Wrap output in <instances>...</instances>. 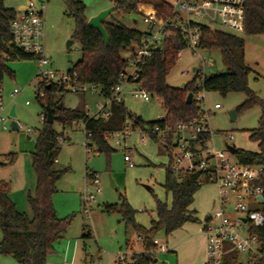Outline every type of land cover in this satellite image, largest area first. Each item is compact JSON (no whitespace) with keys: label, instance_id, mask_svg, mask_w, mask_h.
Here are the masks:
<instances>
[{"label":"rangeland","instance_id":"rangeland-1","mask_svg":"<svg viewBox=\"0 0 264 264\" xmlns=\"http://www.w3.org/2000/svg\"><path fill=\"white\" fill-rule=\"evenodd\" d=\"M26 0H4L5 7H19ZM38 6H43L44 48L46 56L51 63V69L63 74L72 68L80 59L81 52L78 43L73 40L75 22L68 15L64 0H32ZM81 2L85 7L88 20L100 12L114 7L117 0H73ZM148 1V2H147ZM173 1V0H167ZM162 0H146L136 8V13L126 14L116 11L106 18L105 22L112 19L121 21L124 25L144 31L146 26L142 22L139 10L155 9V3ZM92 16V17H90ZM201 24H206L200 21ZM218 31V27H212ZM235 35L244 41V60L250 70L248 78L249 89L264 104V35L248 36L241 31H223ZM68 41L73 44L67 49ZM70 56L69 61L67 56ZM122 59L130 56V49L120 53ZM200 58L210 60L211 66L204 69V75L209 77L224 70L223 56L217 51H199L193 54L184 50L175 67L166 77V85L179 88L181 83H188L194 78L192 68H200ZM5 66L12 72L6 75L1 83L2 99L9 109L15 105L16 122L21 128L12 132L10 127L6 131L0 130V180L9 184L11 199L19 213L32 218V211L28 198L34 196L36 176L32 169V153L35 150L37 132L41 131L44 123L40 116L44 113L42 104L37 100L38 65L36 60L6 61ZM135 84H127L123 89V104L133 115L143 121H154L165 115L162 100L150 96L148 102L131 98L129 92L136 89ZM17 89L19 94L12 101L10 93ZM241 93H230L223 97L215 92L204 93L203 108L210 109L209 126L216 135L213 138L214 150L226 152V146L237 150L256 152L257 145L249 140V134L258 126L262 115L260 105L240 114H235L231 120L230 112L245 101ZM54 106L59 103L66 110L84 112L85 106L92 114L96 112L98 103H105V98L99 94V88L85 93H71L55 91L50 94ZM26 102L29 105H26ZM219 104L220 109L214 111L213 105ZM52 128L60 134L65 142L59 146V151L52 165L54 172L62 173L56 184V193L52 196L53 208L59 219L70 221L62 239L53 245V253L48 257L51 261L60 262L67 256L69 244L77 246L78 264H118V258L124 257L121 264H131L133 254L142 253V240L139 242L132 227L124 221L123 199L135 211V224L148 230L150 221L155 219V202L159 200L170 207L171 197L166 195L161 185L164 179V168L169 163L168 155L162 148L148 137L144 142L138 130L132 131L126 140L131 143L130 160L132 165L125 163V144L116 145L112 138L107 140L113 150L109 155L97 153L95 147L86 153L83 144L88 142L85 138L81 124L71 123L62 126L57 120L52 123ZM32 129L35 134L27 140L26 129ZM233 135V140L228 141L226 135ZM14 154L11 163L4 157ZM230 160L236 157L228 155ZM151 163L153 166H148ZM96 173L99 177L100 193L95 195V201L90 204L88 211L84 208V197L93 193L88 176ZM145 187H149L146 190ZM217 189L214 184L202 186L194 196L191 210L196 212L199 221L216 208ZM106 207H114L109 213ZM191 224V223H190ZM196 226L197 224H192ZM90 234V238L87 235ZM0 230V240H1ZM155 240L160 244L168 242V250L155 254V263L152 264H196L193 251L180 244V239L170 241L163 231H159ZM130 243V249L125 243ZM178 249H173V248ZM71 250V249H70ZM241 261L248 257L240 255ZM55 263V264H56ZM199 263V264H205ZM0 264H18L9 255L0 254ZM51 264V263H50Z\"/></svg>","mask_w":264,"mask_h":264},{"label":"trees","instance_id":"trees-1","mask_svg":"<svg viewBox=\"0 0 264 264\" xmlns=\"http://www.w3.org/2000/svg\"><path fill=\"white\" fill-rule=\"evenodd\" d=\"M68 9V15L75 22V34L73 40L79 45L81 59L70 68L67 73L75 72L82 82L94 84L99 88L102 97L109 95L112 87L120 81V75L126 69V60L120 53L130 49L138 43L144 35L139 31L124 25L117 19L105 22L103 27L109 39L105 44L100 34L86 26L88 21L85 15L86 7L73 0H64ZM148 2V1H147ZM146 0H117L114 4L116 11L126 14L136 13V8ZM157 18H173V11L166 3H155ZM17 12L4 6V0H0V84L6 75L11 76V71L5 66L6 61L34 60V57L25 54L20 49L9 45V25L16 18ZM244 27L242 33L248 36L264 35V0H246L244 8ZM200 49L202 51H217L223 56L226 71L225 74L217 72L209 77L205 76L203 89L205 92H215L225 97L230 93L244 94L246 99L240 104L235 114H240L260 105L262 115L256 129L249 134V140L257 145L256 152L237 150L235 157L240 164H248L264 167V104L249 89L248 78L250 70L244 60V41L232 34H227L207 26H200ZM184 44L177 33H170L163 41L160 49H157L149 59L145 61L141 69L138 82H140L150 96L159 97L165 109L164 121L154 120L145 122L140 117L131 114L123 103L112 102L109 107V117L89 118L85 112L56 110L50 100V94L58 91L54 86L45 85L38 88L37 100L42 107L49 106L55 109L53 114L56 120L65 126L71 123H81L85 132L90 134L85 137L97 153L109 155L113 150L109 147L104 135L112 134L123 128L130 122L133 130L147 133L149 139L157 143L156 136H152V128L165 125L174 126L179 121H189L197 116L198 110L193 101L186 104V98L193 94L196 81L201 77L199 73L183 87L171 88L166 85V77L177 63V53L183 49ZM44 98H39L40 92ZM45 115V112L43 113ZM46 118V117H45ZM44 121V127L37 132L35 150L32 153V169L36 176V188L34 196L28 198L32 211V218L19 213L14 202L10 198L9 184L0 180V254L12 256L18 264H47L48 257L53 253V245L62 239L70 221L59 219L52 204V196L56 193V184L62 173L54 172L52 165L56 160L60 134ZM11 163L14 154L4 157ZM148 166H153L148 163ZM90 175L88 176V178ZM209 184L201 174H191L183 180L171 171L164 168V179L161 187L166 195H170V207L166 203L156 200L155 219L150 221L148 230L135 224L133 211L125 199L122 202L124 221L131 226L135 234L142 238L143 252L133 254L131 264H152L157 246L153 243L159 231H163L165 237L187 223L198 224L196 213L190 210L194 202V196L204 185ZM264 190V177L261 183ZM264 195V194H263ZM114 207H106L109 213ZM260 211L264 215V202ZM260 248L253 257L247 261H241L240 255L232 246H226V252L222 264H264V225L258 230ZM90 238V234L87 235ZM128 246V242L125 243Z\"/></svg>","mask_w":264,"mask_h":264},{"label":"built area","instance_id":"built-area-1","mask_svg":"<svg viewBox=\"0 0 264 264\" xmlns=\"http://www.w3.org/2000/svg\"><path fill=\"white\" fill-rule=\"evenodd\" d=\"M246 0H162L171 7L173 18L159 19L155 9L139 10L142 22L146 26L144 35L138 43L130 48V56L126 59L127 67L120 75V81L112 87L109 95L105 97V103H98L96 112L90 113L85 106V115L89 118L109 117V107L112 102L123 103V89L127 84H135L129 94L131 98L148 102L150 94L143 85L138 82L141 69L145 61L161 48L163 41L170 33H177L183 41L184 47L177 53V60L184 50L197 54L200 49V26L212 28L218 27L220 31H241L244 27V8ZM204 21L206 24H201ZM9 45L20 49L25 54L34 57L38 65L37 87L45 85L54 86L57 90L71 93H85L97 89L94 84L81 81L77 73L60 74L51 69V63L46 56L43 24V6H39L32 0L25 1L23 10L17 12L16 18L10 22ZM201 67L195 68L193 74L201 76L195 83L196 91L191 94L192 102L197 106L198 114L189 121H179L174 126L165 125L163 128H152V136H156L157 144L169 157L167 167L183 180L191 174H201L209 184H214L217 189L216 208L203 220V234L206 239V263L222 264L226 246L230 245L239 255L253 257L258 253L260 240L258 230L264 225V215L260 211L264 202V190L261 183L264 177V167L248 164H240L232 161L228 155H232L226 146V152L214 150L213 138L216 135L209 126L208 119L210 109L203 108L204 104V69L211 66L208 59L200 58ZM185 85V83H184ZM20 91L14 89L10 93L13 101ZM39 98H44V93H39ZM26 105H29L26 102ZM214 111L220 109L219 104H214ZM9 109L2 99L0 84V130L6 131L12 120L8 116ZM46 116L41 114L40 119L44 123ZM165 115L156 120L164 121ZM81 124V123H79ZM17 128L21 125L16 122ZM78 125V123H77ZM84 130L83 124H81ZM135 131L130 122H126L123 128L112 134L104 135L107 141L112 138L116 145L125 144L124 161L132 165L130 150L131 143L126 140ZM141 141L149 136L140 132ZM35 131L28 128L26 135L29 139ZM85 137L90 134L85 132ZM228 141L233 140V135H226ZM87 140V139H86ZM88 141V140H87ZM62 138L58 139V145L64 144ZM86 153L91 152L89 142L83 144ZM235 156V155H232ZM93 186V193L86 195L83 200L84 208L88 211L91 203L95 201V195L100 193L99 177L92 173L88 178ZM261 197L262 201L258 200ZM142 240V238L138 237ZM153 243L158 246L157 240ZM163 250V247H160ZM124 262V257L118 258V264Z\"/></svg>","mask_w":264,"mask_h":264},{"label":"crops","instance_id":"crops-1","mask_svg":"<svg viewBox=\"0 0 264 264\" xmlns=\"http://www.w3.org/2000/svg\"><path fill=\"white\" fill-rule=\"evenodd\" d=\"M24 7H25V3L23 2L17 8H13V7H6V8L14 9L16 12H19V11L23 10ZM90 17H92V16H90ZM88 18L89 17H87V19ZM10 196H11V190H10ZM190 210H191V207H190ZM192 211H194V210H192ZM196 218H197V216H196ZM202 223H203V221H201V222L199 221V223L196 226H193L192 224L187 223V224L183 225L181 228H179L178 230L174 231L171 235H169L167 237V238H169L170 241H174L178 238V239H180V244L190 248L195 255L196 264L204 263V261L206 260V239H205V236L203 234ZM137 238H138V236H137ZM138 240H139V242H141L140 239H138ZM167 244H168V242H166L165 245L160 244L158 242V246H157V249L154 253V257H155L156 253L168 250ZM160 247H163V250H161ZM126 248L130 249V243H128V246ZM173 249H178V248L176 247ZM142 250H143V248H142ZM68 251L69 252L67 253V256H65V258H63V260H61L60 262L56 263L55 261H51L48 258L47 264H50V263L51 264H55V263L56 264H78L77 261L80 258V255H78V249H77L76 244L72 245V248H71V244H69ZM155 262L156 261L154 260V263ZM169 264H171V263H169Z\"/></svg>","mask_w":264,"mask_h":264},{"label":"water","instance_id":"water-1","mask_svg":"<svg viewBox=\"0 0 264 264\" xmlns=\"http://www.w3.org/2000/svg\"><path fill=\"white\" fill-rule=\"evenodd\" d=\"M113 12H114V7L110 8V9H106V10L100 12L99 14H97L96 16L90 18L86 23V26L88 28H91V29L97 31L100 34V36L103 38V41L105 44L109 43V39H108V36L106 34V31H105L103 25L105 23L106 18H108L110 16V14H112ZM72 44H73V41H68L66 44V48L68 49ZM69 59H70V56L68 55L67 60L69 61ZM195 70H196L195 68H192L191 71L194 72ZM225 73H226L225 70L220 71V74H225ZM183 86H184V83H181L180 87H183ZM191 102H192V95L189 94L186 98V104H190ZM61 108H62V104L59 103L56 106V110H60ZM54 110L55 109L50 108L48 105L45 106V108H44V112H45V116H46V123L49 125L52 124L56 120V116H54V114H53ZM8 116L12 119L10 121V130L12 132L18 131L16 121H15L17 118L16 112H15V105H12L9 108ZM230 117H231V120L235 119L234 111L230 112ZM27 140H29V137H27ZM227 149L232 155L236 154V151H237L236 148H234L232 146H227ZM145 189L149 190V187H145ZM258 200L262 201V198L259 197Z\"/></svg>","mask_w":264,"mask_h":264}]
</instances>
